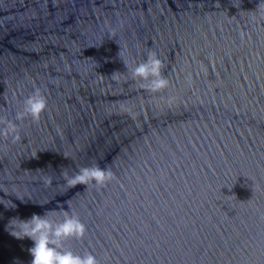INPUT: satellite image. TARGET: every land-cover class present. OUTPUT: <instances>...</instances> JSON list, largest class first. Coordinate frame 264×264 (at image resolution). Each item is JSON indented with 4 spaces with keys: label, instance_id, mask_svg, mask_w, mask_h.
<instances>
[{
    "label": "water",
    "instance_id": "1",
    "mask_svg": "<svg viewBox=\"0 0 264 264\" xmlns=\"http://www.w3.org/2000/svg\"><path fill=\"white\" fill-rule=\"evenodd\" d=\"M261 2L0 0V118L47 98L0 136V264L32 259L11 218L68 208L87 231L65 248L99 264H264ZM149 52L162 94L124 66ZM93 165L111 183L66 187Z\"/></svg>",
    "mask_w": 264,
    "mask_h": 264
},
{
    "label": "clouds",
    "instance_id": "2",
    "mask_svg": "<svg viewBox=\"0 0 264 264\" xmlns=\"http://www.w3.org/2000/svg\"><path fill=\"white\" fill-rule=\"evenodd\" d=\"M261 3H264V0ZM124 66L130 72L131 79L151 95L162 94L170 87V81L163 75L165 65L155 52H149L146 60L132 68H128L127 64ZM172 99L170 97L169 102ZM46 110L47 98L37 88L24 99L23 107L16 112L14 120L0 118V136L15 138L18 127L16 121L22 123L30 118L33 122H38ZM64 169L61 176L68 188L81 185L102 188L114 178L108 168H101L99 165L80 167L72 174H69L67 168ZM47 183H51V178H48ZM68 209L63 210V219L60 221L48 218L50 210L43 215L33 214L28 219L13 217L8 221L6 231L9 235L17 240L29 239L33 242V246L28 249L32 258L30 264H99L91 253L80 255L65 248V244L71 240H82L87 231L79 217L71 208Z\"/></svg>",
    "mask_w": 264,
    "mask_h": 264
}]
</instances>
